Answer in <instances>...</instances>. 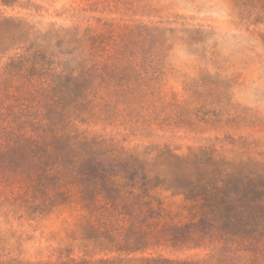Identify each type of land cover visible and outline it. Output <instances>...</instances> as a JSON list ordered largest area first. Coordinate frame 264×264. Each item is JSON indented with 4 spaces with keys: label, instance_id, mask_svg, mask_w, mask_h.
I'll return each mask as SVG.
<instances>
[{
    "label": "rangeland",
    "instance_id": "374dc122",
    "mask_svg": "<svg viewBox=\"0 0 264 264\" xmlns=\"http://www.w3.org/2000/svg\"><path fill=\"white\" fill-rule=\"evenodd\" d=\"M91 36L106 40L92 50L90 64L117 72L121 88L131 93L117 100L109 84L98 97L116 105L118 120L93 119L82 129L138 151L156 146L186 155L213 147L228 160L264 162V0H0V71L25 49L74 67L90 58ZM157 197L164 221L189 219L181 196L160 191ZM4 212L0 264L105 258L69 239L82 215L76 204L34 219ZM211 249L160 253L218 264ZM141 256L148 254L125 264ZM228 257L250 261L243 253Z\"/></svg>",
    "mask_w": 264,
    "mask_h": 264
},
{
    "label": "trees",
    "instance_id": "16d2710c",
    "mask_svg": "<svg viewBox=\"0 0 264 264\" xmlns=\"http://www.w3.org/2000/svg\"><path fill=\"white\" fill-rule=\"evenodd\" d=\"M98 40L88 37L90 58L71 68L25 49L0 71V210L34 219L76 204L82 215L69 239L105 258L64 264H125L145 253L136 264H202L160 252L210 247L218 264H238L235 253L264 264V162L228 160L213 147L138 151L81 128L118 120L116 105L98 97L109 84L117 100L131 93L117 72L90 64L106 38ZM160 191L182 197L187 221H164Z\"/></svg>",
    "mask_w": 264,
    "mask_h": 264
}]
</instances>
